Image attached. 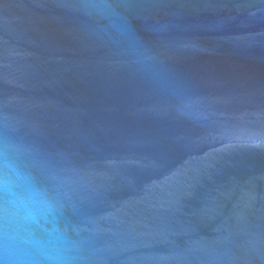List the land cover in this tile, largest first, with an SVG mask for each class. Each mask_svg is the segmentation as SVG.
Returning a JSON list of instances; mask_svg holds the SVG:
<instances>
[{
	"label": "water",
	"instance_id": "95a60500",
	"mask_svg": "<svg viewBox=\"0 0 264 264\" xmlns=\"http://www.w3.org/2000/svg\"><path fill=\"white\" fill-rule=\"evenodd\" d=\"M0 264H264V0H0Z\"/></svg>",
	"mask_w": 264,
	"mask_h": 264
}]
</instances>
